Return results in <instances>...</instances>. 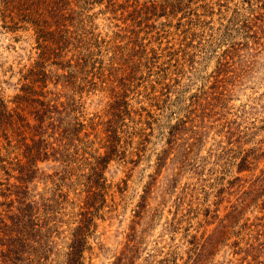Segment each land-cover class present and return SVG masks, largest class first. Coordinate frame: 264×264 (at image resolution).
<instances>
[{
	"label": "rangeland",
	"instance_id": "obj_1",
	"mask_svg": "<svg viewBox=\"0 0 264 264\" xmlns=\"http://www.w3.org/2000/svg\"><path fill=\"white\" fill-rule=\"evenodd\" d=\"M112 1L70 0L66 23L85 42L45 63L34 30L10 29L0 9V94L19 127L10 145L0 131V264L25 202L35 224L12 264H65L109 126L120 152L103 171L84 264H264V0ZM90 50L115 86L133 61L128 105L111 81L85 85L76 56ZM36 100L64 104L49 116L68 138L45 119L54 156L37 161L23 196Z\"/></svg>",
	"mask_w": 264,
	"mask_h": 264
},
{
	"label": "trees",
	"instance_id": "obj_2",
	"mask_svg": "<svg viewBox=\"0 0 264 264\" xmlns=\"http://www.w3.org/2000/svg\"><path fill=\"white\" fill-rule=\"evenodd\" d=\"M64 1L65 5H69L65 7V14H62L63 9H61V3ZM109 0L110 4H114L115 1ZM1 12L5 18L11 23L8 27L10 29L16 30L21 25L28 26L30 29H33L37 39L40 41V48H42V61L45 63L53 54L55 57H60L62 55L55 53L56 50H63L69 44H74L73 40L77 39V43H84L85 39L80 38V35L77 34V29H70L69 24H67V14L70 8V0H0ZM59 13H61L62 19L64 22H60L57 24ZM61 19V20H62ZM56 26L57 30H54L53 33L51 27ZM24 27V26H23ZM86 32V31H85ZM53 34L50 38L48 35ZM52 45L55 47L52 49ZM79 46V45H75ZM90 46L87 47L89 50ZM53 50V51H52ZM93 52L90 50L86 55L78 53L76 56V67L79 69V73L84 76V83L87 87L91 88L93 86H102V88H106V83H112V87H110V91L112 93V98L116 102H121L125 105H128L127 92L130 90V80L132 76V66L133 61L125 60L121 62V66L117 69L123 71V78L119 81L118 85H113V82L116 80L115 71H112L111 67L109 69H104L102 65L96 66V62H101L100 60L93 59ZM121 54H123L121 52ZM51 55V56H50ZM57 64L64 65L62 62H56ZM66 66V65H65ZM69 66V65H68ZM116 70V69H115ZM126 70H129V73H125ZM107 71V72H106ZM44 73V72H43ZM45 74V73H44ZM90 77L88 78V76ZM66 77H81L71 71L67 73ZM96 79V80H95ZM99 82V83H98ZM47 86V85H44ZM41 95V94H40ZM40 108L35 110V114L37 120H39V124L36 127L37 135H39V139L34 140L33 144L26 145L28 146L23 154L26 158L25 162H18V170L21 171L20 180L22 181V189L23 196H26L28 191V183L34 175L38 171L37 161L44 160L47 157L53 155L54 153L50 152V146L45 138H43V133L46 132L43 127V123L46 118L52 119L49 122V125H53L61 130V139L64 141V138H68L66 135L68 130L66 128H60L59 125H56L55 122L58 120L53 118V116H49V114L60 113V106H64L63 103H51V101L44 100H36ZM53 101V100H52ZM16 111V110H15ZM15 111L8 108L4 98L0 94V131L4 129V137L7 139L8 145H10L11 140L9 139L10 135L7 130L8 127L11 129L17 128L18 126H14L16 124L15 121ZM121 113V112H120ZM19 114V113H16ZM118 115V114H115ZM111 122V120H109ZM111 125H114V122H111ZM83 123H79V128H75L73 132H78L79 129L83 127ZM108 131L110 132L106 139V153L102 156H99L98 166L93 167V172L88 177L87 181V192L88 195L85 199V210L81 211V218L79 224L74 228L71 242L68 246L67 257L65 260V264H84V251L90 248V244L88 242V237L94 230V226L96 225L94 222L95 214L100 207V205L96 206V198L103 197L105 188V179L103 175V171L107 166L109 160L112 159L114 155L119 154V142L120 137L118 136L117 128H111L109 126ZM19 128V127H18ZM2 147L0 143V148ZM5 160V159H2ZM24 182V183H23ZM24 208H20V212L16 215L15 224V236H10L6 238L8 243L6 244L7 250L2 251L1 253L3 259L2 264H8L10 261L11 264L14 260L19 259L22 252V248L24 246L30 247L28 243L27 235L30 234V230L34 227V208L35 206L29 202L24 203ZM93 208V210H91ZM2 222V220H0ZM9 226V225H8ZM29 229V232H28ZM28 234H27V232ZM8 235V234H6ZM35 235V234H32Z\"/></svg>",
	"mask_w": 264,
	"mask_h": 264
}]
</instances>
